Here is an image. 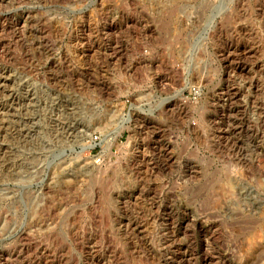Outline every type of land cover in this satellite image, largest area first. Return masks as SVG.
I'll return each instance as SVG.
<instances>
[{
	"label": "rangeland",
	"instance_id": "374dc122",
	"mask_svg": "<svg viewBox=\"0 0 264 264\" xmlns=\"http://www.w3.org/2000/svg\"><path fill=\"white\" fill-rule=\"evenodd\" d=\"M0 264H264V0H0Z\"/></svg>",
	"mask_w": 264,
	"mask_h": 264
},
{
	"label": "built area",
	"instance_id": "2783aa9c",
	"mask_svg": "<svg viewBox=\"0 0 264 264\" xmlns=\"http://www.w3.org/2000/svg\"><path fill=\"white\" fill-rule=\"evenodd\" d=\"M199 89L197 87H193V91L195 92V94H198V91Z\"/></svg>",
	"mask_w": 264,
	"mask_h": 264
}]
</instances>
